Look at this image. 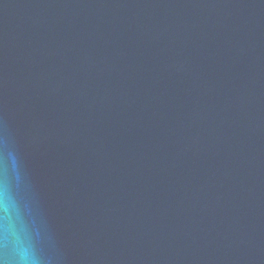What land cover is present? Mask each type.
I'll list each match as a JSON object with an SVG mask.
<instances>
[{
	"label": "water",
	"instance_id": "obj_1",
	"mask_svg": "<svg viewBox=\"0 0 264 264\" xmlns=\"http://www.w3.org/2000/svg\"><path fill=\"white\" fill-rule=\"evenodd\" d=\"M264 264V0H0L2 264Z\"/></svg>",
	"mask_w": 264,
	"mask_h": 264
},
{
	"label": "clouds",
	"instance_id": "obj_2",
	"mask_svg": "<svg viewBox=\"0 0 264 264\" xmlns=\"http://www.w3.org/2000/svg\"><path fill=\"white\" fill-rule=\"evenodd\" d=\"M0 264H2V262H0ZM25 264H28V262L26 261Z\"/></svg>",
	"mask_w": 264,
	"mask_h": 264
}]
</instances>
